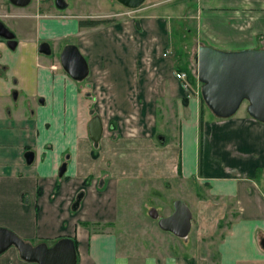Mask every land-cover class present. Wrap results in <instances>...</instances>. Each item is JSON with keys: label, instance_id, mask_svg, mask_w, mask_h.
Listing matches in <instances>:
<instances>
[{"label": "crops", "instance_id": "0c3cea01", "mask_svg": "<svg viewBox=\"0 0 264 264\" xmlns=\"http://www.w3.org/2000/svg\"><path fill=\"white\" fill-rule=\"evenodd\" d=\"M93 1L113 16L105 19L109 22L81 26V16L16 18L18 50L0 44V227L32 245L74 237L76 264H264V122L250 117L245 103L227 117L201 108L199 124V92L184 90L174 77L186 71L187 54L194 61L199 45L264 48V0H152L135 9ZM30 24L39 36L74 33L87 64L83 87L55 58L34 50ZM187 33L193 34L194 49L192 41L175 44ZM189 81L194 87L196 81ZM93 115L102 125L96 146L87 132ZM159 120L175 124L171 142L163 135L165 142L158 143ZM157 145L163 149L157 151ZM142 150L150 153L127 160ZM177 171L218 199L200 205L199 216L205 217V206L219 217L225 200L232 203L234 215L215 244L213 261L198 251L203 242L193 247L183 242L180 253L174 245L147 251L128 238L118 243V181H157ZM0 264L34 263L10 246L0 253Z\"/></svg>", "mask_w": 264, "mask_h": 264}, {"label": "water", "instance_id": "95a60500", "mask_svg": "<svg viewBox=\"0 0 264 264\" xmlns=\"http://www.w3.org/2000/svg\"><path fill=\"white\" fill-rule=\"evenodd\" d=\"M10 1L16 6H24L29 0ZM114 1L127 9H135L145 0ZM55 5L58 9L65 7L63 0H56ZM0 27L4 30L1 34L4 38L12 37L10 32ZM58 61L63 72L73 80H81L87 75L86 61L73 45L63 48ZM194 63L195 76L201 84L200 97L215 116H230L245 101L247 114L259 122H264V48L223 51L199 45L194 54ZM101 131L99 117L91 116L87 123V132L93 146L97 145ZM156 139L159 144L165 142L163 135H157ZM24 159L26 163H30L32 153L25 152ZM63 169L64 165H61L59 174ZM80 197L81 194H77L73 208L77 206ZM171 207V212L165 216H158L154 208H150L148 214L155 219L159 230L177 238H185L191 226V212L181 199H174ZM260 244L264 250V238ZM10 246L16 249L22 260L34 264H76L75 247L69 237L58 238L50 245L45 242L32 245L10 230L0 227V253Z\"/></svg>", "mask_w": 264, "mask_h": 264}, {"label": "rangeland", "instance_id": "374dc122", "mask_svg": "<svg viewBox=\"0 0 264 264\" xmlns=\"http://www.w3.org/2000/svg\"><path fill=\"white\" fill-rule=\"evenodd\" d=\"M99 1L101 3L103 2V0ZM151 1L152 0H145L143 3L149 4ZM93 2V0H68L69 5L71 6L61 13L64 15L73 13L75 17L81 16L86 19L88 17H99V19L113 18L112 15L105 12L104 8H95ZM35 3L36 0H33L32 3L28 6V10L34 12ZM15 21L16 20H13L11 22ZM187 27H192L190 29H193L192 25H188ZM174 37L177 38V36ZM191 37H193V34L187 33L185 35V41H177L175 42V44L185 45L189 44L192 41V49H194V42L193 40L190 41ZM183 61L185 70L187 72L189 71L188 74H191L190 77L194 78L193 80H195V63L193 61V58H190V54H187ZM84 82L85 79L79 81V86L83 87ZM245 103L246 102L243 101L239 105V109H237L243 110V108L245 107ZM198 106L200 110V100ZM202 109L207 110V107L204 103H202ZM157 124L158 129L162 131V135H166L167 140H170L171 142L173 139V133L175 131V124L172 121L164 122L161 120H159ZM157 146V151L163 149L162 145ZM166 148L171 151V144L169 143ZM141 152L143 153V150ZM141 152L134 154V157L133 154L128 155L127 160L132 163L133 158L139 160L143 156H148V154L150 153L146 151L143 153V155ZM95 166L96 163H93L92 168H94ZM92 168L90 169L92 170ZM180 175L181 174L177 171L174 178H168L167 176H165L161 177L157 181H134L127 179L118 181L116 223L114 228L118 243L128 238L132 240V242H134L136 245L144 244L147 251H151V248H154L156 246L159 247L160 251H162L164 249H167L169 246L172 247V245H174L176 247V251L180 253V251L182 250L185 251V249H180L179 247L183 246V242H188V247H193L197 242H203V247H201V249H198V251L206 255L208 258H210V260L215 258V244L220 239L224 227L228 226V223L232 220V217L234 215V209L233 206H231L232 203L230 202V200H225V208H223L222 210L218 209V215H220L219 217L211 214L210 212H212L213 210L207 209V207L205 208V206H203L202 208L204 212L207 211L205 217L199 216L198 212L200 205L215 203V201H217L218 199L214 196L206 194L201 187L196 186L192 181H183ZM101 179L103 181L105 180L104 177H101ZM195 195H197L202 200L195 201L193 198ZM174 199L183 200V202L191 212V226L185 238H177L167 232L159 230L156 225L155 219L151 218L148 214V210L150 208H154L158 216L168 215L172 210L171 203ZM219 203L221 204L220 201ZM201 219L204 220V222H201ZM199 227H203L202 235H198ZM121 228H124L123 230L125 232L122 233L121 236H118V234H120L119 232H121ZM136 250L143 251L139 248H136ZM211 264L215 263L213 262Z\"/></svg>", "mask_w": 264, "mask_h": 264}, {"label": "flooded vegetation", "instance_id": "af4514ba", "mask_svg": "<svg viewBox=\"0 0 264 264\" xmlns=\"http://www.w3.org/2000/svg\"><path fill=\"white\" fill-rule=\"evenodd\" d=\"M15 2L19 0H14ZM33 0H29L28 3L24 6H16L13 4L10 0H0V26L5 28L8 32L12 34V37L4 38L1 34L4 33V30L0 27V44L1 49L7 50V51H15L18 50V34L16 32V29L13 26V20L16 18L21 17H44L48 21L52 20H59L60 18H68L72 19L75 17L73 13L64 15L61 12L69 8L71 5H69L68 0H63L65 3V7L63 9H58L56 7V0H36L35 3V10L34 12H30L28 10V6L32 3ZM62 3V2H61ZM72 3V1H71ZM26 9L28 13H19L17 10H23ZM85 20H90V18H85ZM78 23V22H77ZM29 32H31L32 35L35 37V45L34 50L36 52H40L45 54L46 56H49L50 58H55L57 60L58 66L59 61L58 57L63 48L67 45H73L77 47L75 42V35L73 32H69L63 36L58 35H51V36H39L37 35V26L34 24H30ZM15 41V43H13ZM10 46H13L10 48ZM0 49V50H1ZM47 51V53H45ZM61 68V67H60Z\"/></svg>", "mask_w": 264, "mask_h": 264}, {"label": "trees", "instance_id": "16d2710c", "mask_svg": "<svg viewBox=\"0 0 264 264\" xmlns=\"http://www.w3.org/2000/svg\"><path fill=\"white\" fill-rule=\"evenodd\" d=\"M109 21H110V20H105V19H90V20L81 21V22L79 23V25H81V26H95V25H98V24H100V23H105V22H109ZM178 69H183V68H178ZM188 72H189V71H188ZM190 75H191V74H190ZM193 79H194V78L189 77V80L192 81ZM198 97H199V99H200V110H199V124H200V121H201V108H202V103H203V101H202V99H201V97H200V93H199ZM182 102L185 103V102H186L185 99H183ZM90 155H91L92 158H95V157H96V152H95L94 149L91 150ZM87 181H88V179H84V180H83V184H86ZM79 193L82 194L81 191H80ZM79 193H78V194H79ZM71 240H72V242H73V245H74V247H75V252H76V241H75V238L72 237ZM76 259H77V258H76Z\"/></svg>", "mask_w": 264, "mask_h": 264}, {"label": "built area", "instance_id": "2783aa9c", "mask_svg": "<svg viewBox=\"0 0 264 264\" xmlns=\"http://www.w3.org/2000/svg\"><path fill=\"white\" fill-rule=\"evenodd\" d=\"M162 56H165L166 53L163 52L161 54ZM174 77L180 82L182 88L186 91H189V92H193L195 94H197L199 92V81L196 79V76H195V86L193 87L191 85V82L189 81L188 79V75L185 71H175L174 72Z\"/></svg>", "mask_w": 264, "mask_h": 264}]
</instances>
